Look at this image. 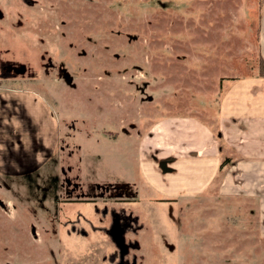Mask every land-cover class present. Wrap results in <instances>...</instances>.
<instances>
[{
  "label": "rangeland",
  "instance_id": "obj_1",
  "mask_svg": "<svg viewBox=\"0 0 264 264\" xmlns=\"http://www.w3.org/2000/svg\"><path fill=\"white\" fill-rule=\"evenodd\" d=\"M211 1L0 0V57L40 69L52 56L74 79L13 82L0 96V264H114L108 210L119 208L129 264H264L253 201L218 195L220 177L199 197H167L140 143L167 97L197 113L229 77L262 68L264 0ZM65 176L78 193L111 184L134 200L65 197Z\"/></svg>",
  "mask_w": 264,
  "mask_h": 264
},
{
  "label": "crops",
  "instance_id": "obj_2",
  "mask_svg": "<svg viewBox=\"0 0 264 264\" xmlns=\"http://www.w3.org/2000/svg\"><path fill=\"white\" fill-rule=\"evenodd\" d=\"M205 1V6L212 5ZM256 43L264 63V5L257 17ZM167 98L171 103L166 114L159 118L157 113L149 137L140 142L156 152L151 162L141 161L161 179L158 188L169 198H196L211 192L220 177L218 195L255 203L264 237V74L258 69L229 77L217 98L205 97L207 106L197 113Z\"/></svg>",
  "mask_w": 264,
  "mask_h": 264
},
{
  "label": "flooded vegetation",
  "instance_id": "obj_3",
  "mask_svg": "<svg viewBox=\"0 0 264 264\" xmlns=\"http://www.w3.org/2000/svg\"><path fill=\"white\" fill-rule=\"evenodd\" d=\"M24 4H35L33 0H19ZM17 17H21L20 14L16 13L15 14ZM4 17L3 11L0 9V20H2ZM18 21H20L18 19ZM42 61L40 63L41 68L40 69H34L29 67L27 61H22L14 57H0V96L2 100L7 99L9 97L8 92L6 88L8 85H10L13 82H16L17 84H36L40 83L41 85L47 84V85H66V86H71L74 87V79L71 74V71L67 70L66 65L62 60L56 61L53 59L52 56H48L45 58V55H40ZM51 73L54 74V82L47 83L45 81V76L50 75ZM139 91L141 92V89L139 88ZM142 98V97H141ZM148 100L151 99L150 96H146ZM131 128H136V122L135 121H129L127 123ZM70 129H74V121H71L69 125ZM63 172V171H62ZM58 181V180H57ZM111 184H106V185H100L99 183H95L94 190L96 192H92V189H88L87 192L80 191V193L77 192V187H79V183L76 182L74 183L72 179L68 178L67 176L63 177V181L59 182L58 187L61 188L63 187L65 197H69L71 195H74L75 198H78V196L81 195H87L90 198H96V195L98 196L99 199L103 200V196L107 195L110 197V199L116 200V202H122V201H132L134 198L132 197L134 195L133 192L129 191L127 188H124V192H118L117 186L111 185ZM92 187V186H89ZM124 193V195H123ZM61 196V195H60ZM60 198V197H59ZM74 198V200H76ZM59 200V199H58ZM119 200V201H117ZM103 214L105 216V205H103ZM108 214L111 217V224L108 230V235L110 236V228L113 224L114 218L117 221L118 226L121 229V237L124 241V246L125 250H121L118 248V254L116 257V262L114 264H129L126 257V252L128 250V247L130 246L129 243H127L124 237V233L127 229H129L130 226V220L131 217L128 213H123L121 211V208L117 209L116 211L113 209L108 210ZM111 238V236H110ZM112 239V238H111ZM113 241V239H112ZM114 242V241H113ZM115 244V242H114ZM116 245V244H115ZM117 246V245H116Z\"/></svg>",
  "mask_w": 264,
  "mask_h": 264
},
{
  "label": "water",
  "instance_id": "obj_4",
  "mask_svg": "<svg viewBox=\"0 0 264 264\" xmlns=\"http://www.w3.org/2000/svg\"><path fill=\"white\" fill-rule=\"evenodd\" d=\"M110 236L117 245L118 248H120L122 251L125 250L124 241L121 237V229L117 224L116 219L114 218L113 224L110 228Z\"/></svg>",
  "mask_w": 264,
  "mask_h": 264
},
{
  "label": "trees",
  "instance_id": "obj_5",
  "mask_svg": "<svg viewBox=\"0 0 264 264\" xmlns=\"http://www.w3.org/2000/svg\"><path fill=\"white\" fill-rule=\"evenodd\" d=\"M261 66H262V68L259 69V73L264 74V63L263 62H261ZM226 160L227 159H225L224 161L221 162L220 168L224 165V162H226Z\"/></svg>",
  "mask_w": 264,
  "mask_h": 264
}]
</instances>
